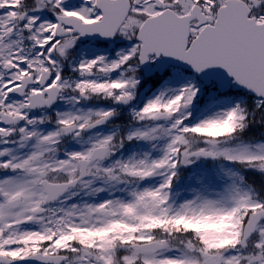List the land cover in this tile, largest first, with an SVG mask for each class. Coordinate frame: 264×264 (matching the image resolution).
<instances>
[{"label": "snow or ice", "instance_id": "obj_1", "mask_svg": "<svg viewBox=\"0 0 264 264\" xmlns=\"http://www.w3.org/2000/svg\"><path fill=\"white\" fill-rule=\"evenodd\" d=\"M0 264H264V0H0Z\"/></svg>", "mask_w": 264, "mask_h": 264}]
</instances>
